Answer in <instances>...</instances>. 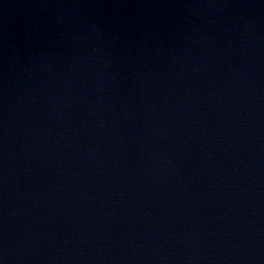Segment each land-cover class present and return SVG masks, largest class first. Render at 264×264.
Listing matches in <instances>:
<instances>
[{
	"label": "water",
	"instance_id": "1",
	"mask_svg": "<svg viewBox=\"0 0 264 264\" xmlns=\"http://www.w3.org/2000/svg\"><path fill=\"white\" fill-rule=\"evenodd\" d=\"M0 264H264V0H0Z\"/></svg>",
	"mask_w": 264,
	"mask_h": 264
}]
</instances>
